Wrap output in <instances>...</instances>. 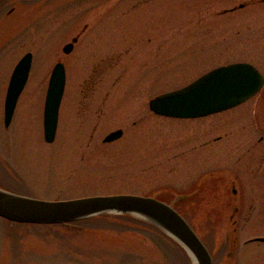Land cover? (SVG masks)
<instances>
[{
  "label": "rangeland",
  "instance_id": "rangeland-1",
  "mask_svg": "<svg viewBox=\"0 0 264 264\" xmlns=\"http://www.w3.org/2000/svg\"><path fill=\"white\" fill-rule=\"evenodd\" d=\"M31 5L15 12L14 27L10 19L0 25V180L5 166L24 178L18 189L46 199L137 193L170 201L197 188L174 204L204 240L214 264H226L234 178L245 216L237 262L264 264L263 241L244 245L248 237H264V157L257 166L264 138L248 150L262 134L258 124L264 126L260 95L194 118L161 116L148 107L150 98L226 63L250 62L264 76V2L47 0L42 9ZM30 20L33 28L20 26ZM74 36L73 49L64 53L62 46ZM27 51L33 55L29 76L5 126L7 84ZM58 59L66 81L55 138L46 142L44 99ZM116 129L122 135L104 142ZM160 232L138 217L111 212L71 223L9 227L0 222V264H192L185 249Z\"/></svg>",
  "mask_w": 264,
  "mask_h": 264
},
{
  "label": "water",
  "instance_id": "water-1",
  "mask_svg": "<svg viewBox=\"0 0 264 264\" xmlns=\"http://www.w3.org/2000/svg\"><path fill=\"white\" fill-rule=\"evenodd\" d=\"M264 2V0H261ZM76 38L73 39L75 41ZM73 42L63 50L69 52ZM32 53H25L14 66L4 101V124L8 126L20 92L30 70ZM263 84V75L250 62L236 61L219 65L188 84L160 93L148 101L149 109L162 116L194 118L236 106L255 94ZM65 86L62 62L54 64L48 80L43 109L44 139L53 141L58 112ZM122 129L110 131L104 142L122 135ZM175 195L166 202L155 195L135 193L95 194L67 199H43L0 188V216L12 221L32 223H69L102 212L129 214L156 226L175 239L189 254L194 264H212L211 255L184 216L174 207ZM258 240L264 241V237Z\"/></svg>",
  "mask_w": 264,
  "mask_h": 264
},
{
  "label": "flooded vegetation",
  "instance_id": "flooded-vegetation-1",
  "mask_svg": "<svg viewBox=\"0 0 264 264\" xmlns=\"http://www.w3.org/2000/svg\"><path fill=\"white\" fill-rule=\"evenodd\" d=\"M46 1L47 0H0V25L1 22H3L5 19H10L12 20V26L14 27L16 25V22H13V19H16L15 17H17L15 15V12L19 9H22L24 7H33L34 6H38L39 8H44L46 5ZM27 16H33L35 17V15H28ZM24 17V16H23ZM19 18V17H18ZM5 20V21H6ZM4 21V22H5ZM17 22H19L18 20H16ZM28 25L21 24L20 26L23 27H34V23L35 21H27ZM25 27V28H26ZM82 28H85V25L81 26ZM19 31V29H17ZM23 30V29H22ZM20 32V31H19ZM76 38V41L78 40L77 36L72 37L71 39ZM74 41V43L76 42ZM69 42V41H67ZM66 42V43H67ZM74 46V44H73ZM71 52V51H70ZM69 52V53H70ZM57 61H61L60 59H58ZM264 83L261 87V89L256 93L258 94V96L260 95V101H262L264 103ZM263 88V89H262ZM255 94V95H256ZM258 103V99L255 103V107H254V113H255V109H256V105ZM264 114V112H262ZM258 130L260 132H262L261 136L257 138L258 142H253L252 143V147H248V150L250 151V149H256V147L258 146V143H261L263 141V134H264V126H262L261 124H258ZM258 148V147H257ZM257 150H260V161L257 163L258 169L261 167L262 164V159L264 157V146L263 147H259ZM250 162L247 159V162H244V167L246 165H248ZM3 165V164H2ZM4 166V165H3ZM15 171V170H12ZM4 180H0V187L15 193H19V194H25V195H30L27 194L25 191H21L20 189H18V186H22L24 185V178L22 176H20L19 174L15 172H11L10 169L5 168L4 166ZM234 175H236L235 173H233ZM234 175H232V177H234ZM255 175V173H254ZM243 182V181H242ZM238 184L236 182V180L234 178H231L230 183H229V188H230V201H229V205H230V213L227 217V224L229 225L227 228V233H226V244H227V248L225 251L226 254V258L223 260V262H226V264H238L237 262V256H236V249L239 246V228H240V224H244V220H245V216L243 214V196H241L239 198L238 195ZM33 196V195H32ZM0 222H4L6 223L9 227H13L14 224H23V223H19V222H12L8 219H5L3 217H0ZM255 237V236H254ZM254 237H248L244 240V245L247 243H251V242H255V238ZM212 263L214 264V260L212 257Z\"/></svg>",
  "mask_w": 264,
  "mask_h": 264
}]
</instances>
